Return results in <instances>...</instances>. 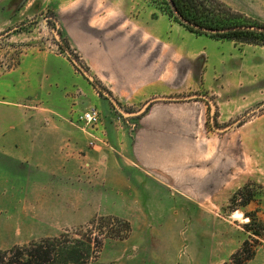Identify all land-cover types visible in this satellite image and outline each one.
<instances>
[{
    "label": "crops",
    "instance_id": "crops-1",
    "mask_svg": "<svg viewBox=\"0 0 264 264\" xmlns=\"http://www.w3.org/2000/svg\"><path fill=\"white\" fill-rule=\"evenodd\" d=\"M136 7L134 0H86L85 4L93 13L100 11L101 20L110 25L109 29H116H111L110 35L115 41H109L110 49L102 54L101 85L124 109L142 111L132 116L121 114L119 122H114L116 127L111 122L102 125L99 136L87 127L82 126L79 131L75 121L57 110V128H53L57 131V145H53L57 154L53 155L35 152L47 150L44 147L50 144L30 140V131L16 144L14 132L6 130V140H0V216L11 226L0 227V231L13 232L11 217L18 212L24 215L30 198L39 206L44 197L40 192H55L54 183L57 231L75 226L79 199H89L97 184L102 209L110 212L109 201L105 200L112 187L119 200L118 208L130 209L132 205L134 213L144 218L141 222L133 220L134 230L167 232L170 243L191 228L192 243L201 235L204 244L198 253L200 262L225 264L248 235L244 227L251 222L249 213L255 211L264 223V202L251 200L231 211L225 205L248 180L264 185V178L247 173L249 165H245L246 174L238 180L240 167L223 155L216 130L210 132L206 127L204 102L199 98L171 99L215 93V74L208 72V67L214 64L217 52L173 41L174 32L159 31V24L147 16L148 23L143 26L141 15L132 13ZM125 24L127 31L122 28ZM158 39L164 40L161 46H157ZM222 85L225 88L221 91L228 90V84L222 81ZM223 92L214 97L217 104L236 97ZM160 97L168 99L156 100ZM232 127L228 125L227 130ZM93 138H99L100 143ZM95 169L100 170L97 176L93 174ZM110 169L115 173L112 177ZM237 211L243 214L242 218L234 215ZM24 222L28 223V219ZM37 222L44 224L45 220ZM208 238L213 239L212 244ZM25 244L29 243L9 245ZM135 257L134 264L145 261L143 255ZM171 261L172 257L168 262ZM171 264H185V260ZM245 264H264V245Z\"/></svg>",
    "mask_w": 264,
    "mask_h": 264
},
{
    "label": "rangeland",
    "instance_id": "rangeland-1",
    "mask_svg": "<svg viewBox=\"0 0 264 264\" xmlns=\"http://www.w3.org/2000/svg\"><path fill=\"white\" fill-rule=\"evenodd\" d=\"M216 1L220 4L217 6L220 10L216 12L222 17L249 23L247 26H264V0ZM134 2L137 7L132 13L141 15L143 26L148 23L145 19L147 16L159 24V31L174 32L173 41L217 52L214 64L208 67V72L215 74V93L199 94L207 95L214 102L216 126L233 127L224 132L213 130L209 104L199 98L206 106V127L221 137L223 155L235 160L237 167H240L238 180L246 174L245 165H249L247 173L264 178V41L246 43L197 34L168 13L164 0ZM85 4L86 0H0V140H6V130L13 131L15 135L11 137L18 144L22 142L23 134L30 131V140L34 139L40 145L50 144L49 147L45 145L47 150L35 152L57 154V150H53L57 148L53 146L57 145V131L53 129L57 128V110L75 121L79 131L83 126L100 136L102 125L111 122L117 126L114 122H119L121 113L102 94V91L109 90L101 85L100 78L102 54L105 49H110L109 41H115L110 35L111 29H116L112 26L109 29L110 25L101 20L100 11L93 13L85 8ZM126 26H122L124 31H127ZM54 30L61 35V42L57 40ZM180 32L189 35H180ZM161 41L164 40L158 39L157 46H161ZM67 51L93 76L100 89L72 64ZM221 52L226 54L222 55ZM222 81L228 84L229 90L223 89V94L236 97L217 104L214 97L222 93L221 88H225L224 85L220 86ZM90 107H96L100 114L99 122L93 126L87 125L80 117ZM93 139L100 143L99 138ZM242 169L243 173H240ZM93 174L97 176L100 170L95 169ZM110 175H115L112 169ZM96 185L89 199H79L77 225L61 231H57V183L53 185L55 192L47 189L40 192L44 197L39 200V206L34 205L37 201L30 198L23 209L25 214L18 212L11 217L14 231H0V249L12 248L10 243H30L67 230L79 232L81 228H89L95 236L101 233L120 235L105 238L101 253L90 264H134L135 256L138 258L139 255L145 256V261L136 264H171L177 263V260H185V264H202L198 256L204 246L201 235L192 243L194 236L190 228L180 238L168 243L167 232L156 234L154 231L134 230L133 220L141 222L144 218L134 213L132 205L130 209L118 208L119 200L112 187L110 197L105 200L109 201L110 212L102 209ZM111 185L116 186V183ZM34 194L30 193L31 196ZM250 196L255 202H264V185L256 180H248L234 192L225 208L228 211L239 208L247 203ZM90 203L94 208L89 207ZM93 210L92 215L86 214ZM249 214L256 217V225L248 223L244 227L248 232L245 241L248 240L257 250L264 245V223L259 221L255 211ZM1 217L0 227L11 226L5 220L1 221ZM7 218L10 220V216ZM41 218L45 220L44 224L37 222ZM25 219H28V223L24 222ZM94 219L96 222L92 226L90 222ZM60 226H64V223ZM249 228L256 230L259 236L248 231ZM208 242L212 244L213 239L208 238ZM188 243L189 247L186 245ZM148 256L162 263L151 261ZM171 257L172 261L168 262ZM234 261L229 260L225 264H233Z\"/></svg>",
    "mask_w": 264,
    "mask_h": 264
},
{
    "label": "trees",
    "instance_id": "trees-1",
    "mask_svg": "<svg viewBox=\"0 0 264 264\" xmlns=\"http://www.w3.org/2000/svg\"><path fill=\"white\" fill-rule=\"evenodd\" d=\"M177 11L192 24L207 28H229L236 26H247L220 15L216 0H172ZM165 9L177 21L183 24L190 31L197 34H208L217 39H231L246 43H257L264 41V32L251 29H237L225 33H206L194 26L184 24L174 13L169 0H164ZM259 26V25H257ZM264 27V26H261ZM253 200L250 196L247 202ZM255 216L251 215L249 225H256ZM96 220L90 222L93 226ZM248 231L259 236V233L251 228ZM94 231L82 228L75 232L64 231L55 236L45 237L39 241H33L25 245L13 246L10 249H0V264H90L102 251L103 242L108 237H120L99 234L93 235ZM256 253V246L244 241L241 248L232 255L230 260L233 264H245L252 259Z\"/></svg>",
    "mask_w": 264,
    "mask_h": 264
},
{
    "label": "water",
    "instance_id": "water-1",
    "mask_svg": "<svg viewBox=\"0 0 264 264\" xmlns=\"http://www.w3.org/2000/svg\"><path fill=\"white\" fill-rule=\"evenodd\" d=\"M170 1V4L172 6V9L174 11V13L176 14V16L179 18V20L181 22H183L184 24H187V25H191V26H194L195 28L201 30V31H204L206 33H225V32H229V31H232V30H237V29H251V30H257V31H261V32H264V27H261V26H236V27H229V28H221V29H216V28H207V27H201V26H198V25H195V24H192L190 21H188L187 19H185L176 9L174 3L172 0H169ZM55 32V36L57 38V40L59 42H61V35L56 31L54 30ZM67 54H68V57L69 59L71 60L72 64L78 69L80 70V72L98 89L99 86L96 84L93 76L80 64V62L74 58L68 51H67ZM102 94L104 96H106L110 101L111 103L115 106V108L124 116H132V115H136L138 114L139 112H141L142 110L140 111H137V112H129V111H126L124 110L120 104L117 102L116 99H114L109 92H106V91H102ZM191 98H201V99H204L208 102L209 104V107H210V121H211V124H212V127L214 130L218 131V132H224L225 130H227V127H218L215 125V104L214 102L207 96V95H202V94H195V95H190V96H187V97H178V98H171V99H176V100H185V99H191ZM159 99H168V98H163V97H160V98H157L156 100H159ZM170 99V98H169Z\"/></svg>",
    "mask_w": 264,
    "mask_h": 264
},
{
    "label": "built area",
    "instance_id": "built-area-1",
    "mask_svg": "<svg viewBox=\"0 0 264 264\" xmlns=\"http://www.w3.org/2000/svg\"><path fill=\"white\" fill-rule=\"evenodd\" d=\"M80 117L87 125H96L100 120L99 110L96 107H90ZM90 145H94V142L90 141Z\"/></svg>",
    "mask_w": 264,
    "mask_h": 264
},
{
    "label": "bare ground",
    "instance_id": "bare-ground-1",
    "mask_svg": "<svg viewBox=\"0 0 264 264\" xmlns=\"http://www.w3.org/2000/svg\"><path fill=\"white\" fill-rule=\"evenodd\" d=\"M234 215L237 216V217H240V218H241V216H242V214H241L240 212H238V211L235 212Z\"/></svg>",
    "mask_w": 264,
    "mask_h": 264
}]
</instances>
